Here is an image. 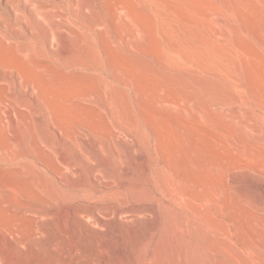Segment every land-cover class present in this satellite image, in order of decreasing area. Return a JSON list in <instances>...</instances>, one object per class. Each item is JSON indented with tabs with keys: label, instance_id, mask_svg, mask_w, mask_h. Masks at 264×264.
Segmentation results:
<instances>
[{
	"label": "rangeland",
	"instance_id": "1",
	"mask_svg": "<svg viewBox=\"0 0 264 264\" xmlns=\"http://www.w3.org/2000/svg\"><path fill=\"white\" fill-rule=\"evenodd\" d=\"M27 1L0 0V264H264V0H33L82 3L53 55Z\"/></svg>",
	"mask_w": 264,
	"mask_h": 264
},
{
	"label": "bare ground",
	"instance_id": "2",
	"mask_svg": "<svg viewBox=\"0 0 264 264\" xmlns=\"http://www.w3.org/2000/svg\"><path fill=\"white\" fill-rule=\"evenodd\" d=\"M25 1H26V0H25ZM32 1H33V0H32ZM59 1H60V3H62L61 0H59ZM62 1H64V0H62ZM89 1H90V0H89ZM28 2H31V0H30V1H27V3L24 2V3H26V4H24L23 9H20L21 13H20V11L18 12V10H17L18 8L16 9V10H17V13L13 10V12H15V13H14V14H15L14 16H15V18H16L17 27H18V24H20V25L22 26V27L20 26L21 28H24V29H26L25 31H28V33H29L28 35H30V37L32 36L33 38L36 39V38H37V37H36L37 35H36L35 33H37V32H36V31H33V29H34V27L32 26L33 24L31 25V24L28 23L29 21H27V20L29 19V18H28V17H29L28 14H31V16H34L33 19H34V18H38V16L35 17V16H36L35 13H37V12H38L40 15H42L43 17H42L41 19H43V18L45 19V20H43V21L46 22V23L44 22L45 25L50 23V24H49L50 26L48 25L49 27H47L46 30H45V29L42 30V31H45V34L42 36L43 38H42L41 36H40V37L42 38L41 40L44 39L43 42L45 43V46H46L47 50L53 55L54 52L56 53V51L54 50V47H55L54 44H56V42H65V41H67L69 38H71V37L74 36L73 34H72L73 36H70V34L73 33L72 31L75 29V28H73V27H74V26L76 27V25L78 24L77 22H76L77 24H75V17H78L77 14L79 13V11H81L80 9L83 8V6H82V8H81V6H79V5H82V3L80 2L81 4H79V2H78V3L75 2V4H74V3L71 1V2L73 3V9H72L71 7H69V8H71L72 11H73V14H72L73 16H72V15H70L71 13H70V14H63V13H60V12H59L60 9L58 10V8H62V5H60L61 7L59 6L58 8L55 7L56 5H55L54 7H53V6L50 7V9H51L52 11H53L54 9L56 10V8H57V11H56V12H58V13L55 14V15H54V14L52 15V14H50V13H44V12H43L42 7L45 6L46 4H43V6L41 5L42 7L40 6L41 9H40V8H39V9L42 10V11H40V10H38L37 8H34V9H33V5L36 7L37 4H35V3H37V2H34V1H33L34 3L31 2V3H29V4H28ZM39 2H40V0H39ZM64 2H65V1H64ZM90 2H91V1H90ZM42 3H43V1L41 2V4H42ZM47 3H48V2H47ZM88 3H89V2H88ZM92 3H93V2H92ZM48 4H49V3H48ZM78 4H79V5H78ZM39 5H40V4H39ZM50 5H52V3H50ZM91 5H92V4H91ZM91 5H88V4H87V6L84 7V10H85L86 7H90ZM57 6H58V5H57ZM69 8H68V9H69ZM13 9H15V8H13ZM36 9H37L38 11H37ZM45 9H46V7H45ZM47 9H48V8H47ZM50 9H49V10H50ZM63 9H64V7H63ZM71 9H69V10H71ZM34 10H36L37 12H34ZM82 10H83V9H82ZM86 10H87L88 12L92 11V10H89V9H86ZM61 11H62V10H61ZM87 11H86V12H87ZM54 12H55V11H54ZM81 12H83V11H81ZM86 12H85V13H86ZM88 12H87V13H88ZM83 13H84V12H83ZM87 13H86V14H87ZM18 14H19V15H20V14H23V15L26 16V18H28V19L26 20L25 18H23V17H22L23 15H21L20 17H18V16H17ZM86 14H85V15H86ZM78 15H79V14H78ZM82 15H83V14H82ZM87 15H88V14H87ZM31 16H30V17H31ZM79 16H80V15H79ZM80 17H81V16H80ZM91 17H92V16H91ZM57 18H58V19H57ZM87 18H88V17H87ZM97 18H98V17H97ZM97 18L95 17V19H94L93 21L91 20L92 23L95 22L96 25H97V23L100 22V20L98 21L99 18H98V19H97ZM33 19H32V20H33ZM88 19H89V18H88ZM90 19H91V18H90ZM92 19H93V17H92ZM38 20H39V19H38ZM60 20H61V21H60ZM36 21H37V20H36ZM39 21H40V20H39ZM39 21H38V22H39ZM41 21H42V20H41ZM62 21H64L63 24H65V23H66V24L63 25L62 23H60V22H62ZM76 21H77V20H76ZM38 22H37L36 24H38ZM48 22H49V23H48ZM101 22H102V21H101ZM9 23H10V22H9ZM30 23H31V22H30ZM42 23H43V22H42ZM7 24H8V23H7ZM61 24H62V25H61ZM74 24H75V25H74ZM80 24H81V23H80ZM30 25H31V27H30ZM42 25H43V24H42ZM9 26H10V25H9ZM12 26H13V25H12ZM39 26H40V25H39ZM77 26H79V24H78ZM98 26H99V24H98ZM100 26H103V25L100 24ZM20 27H19L18 29H21ZM93 27L96 28V26H95L94 24H93ZM9 28H10V27H9ZM9 28H8V29H9ZM31 28H33V29H31ZM38 28H40V27H38ZM72 28H73V29H72ZM76 28H79V27H76ZM42 29H43V26H42ZM80 29H81V28H80ZM15 30H17V29L14 28V32H15ZM38 30H40V29H38ZM82 30H84V29H82ZM9 31H10V30H9ZM20 31H21V30H20ZM22 31H23V30H22ZM42 31L40 32V34L42 33ZM74 31L77 32L78 29H77V31H76V29H75ZM14 32H11V33H13V35H15L16 32H15V34H14ZM17 32L20 33L19 30H18ZM34 32H35V33H34ZM75 32H74V33H75ZM79 32H80V30L78 31V34H76L75 36L80 37L79 34H81L82 32L84 33L85 31H81V33H79ZM9 34H10V33H9ZM23 34H24V33H23ZM85 34H86V33H85ZM3 35H4V34H2V36H3ZM25 35H26V34H25ZM11 36H12V35H11ZM15 36H18V35L16 34ZM15 36H14V37H15ZM21 36H22V35H21ZM26 37H28V36H26ZM78 37H76V38L73 37V39H74V38L77 39ZM82 37H83V35H82L79 39H83ZM84 37H85V36H84ZM6 38H7V37H6ZM38 38H39V35H38ZM38 38H37V39H38ZM23 39H25V38H23ZM26 39H27V38H26ZM37 39H36V40H37ZM75 39H74V40H75ZM79 39H78V40H79ZM4 40H5V39H4ZM27 40L29 41V39H27ZM31 40H32V39H31ZM38 40H39V39H38ZM38 40H37V42H38ZM69 40H72V39H69ZM78 40H76V41H78ZM7 41H8V40H7ZM10 41L12 42V40H10ZM32 41H33V40H32ZM76 41H75L74 43H76ZM16 42H17V41H16ZM34 42H35V44H37L35 40H34ZM40 42H42V41H40ZM83 42H85V41L82 40L81 43H83ZM20 43H21V42H20ZM70 43H71V41H70ZM77 43H78V45H79L80 41L77 42ZM77 43H76V44H77ZM17 44H18V43H17ZM21 44H22V43H21ZM26 44H28V43L26 42ZM26 44L23 45V46H20V47H23L22 49H23L24 51H28V50H29V47L31 46V45H29V47H28ZM29 44H30V41H29ZM35 44H34V46H35ZM41 44H42V43H41ZM83 44H84V43H83ZM37 45H38V44H37ZM74 45H75V44H74ZM74 45H73V47H74ZM80 45H81V44H80ZM80 45H79V47H80ZM41 46H42V45H41ZM82 46H84V45H82ZM82 46H81V47H82ZM32 47H33V46H32ZM69 47H70V46H69ZM69 47H68V48H69ZM85 47H86V45H85ZM34 48H35V47H34ZM65 48H66V47H65ZM65 48H64V49H65ZM68 48H67V50H68ZM77 48H78V47H77ZM30 49L33 50V48H31V47H30ZM60 49H61V48H60ZM80 49H81V48H80ZM80 49H78V50H80ZM19 50H20V48H19ZM31 50H30V51H31ZM65 50H66V49H65ZM65 50H64V52H65ZM67 50H66V53L68 52ZM21 51H22V50H21ZM24 51H22V52H24ZM30 51H29V52H30ZM83 51H84V49H83ZM31 52H32V51H31ZM77 52H78V51H77ZM27 53H28V52H27ZM27 53H26V55H27ZM55 53H54V54H55ZM73 53H74V52H73ZM79 53H81V52H79ZM79 53H78V54H79ZM29 54H30V53H29ZM62 54L64 55L63 52H62ZM67 54H69V53H67ZM74 54H76V51H75ZM74 54H72V52H71V54H69V55H71L72 57H74V56H73ZM20 55H22V54H20ZM65 55H66V54H65ZM69 55H68V57H70ZM79 55H80V54H79ZM23 56H24V54L22 55L21 58H23ZM61 56H62V55H61ZM76 56H77V54L75 55V57H76ZM64 57L67 58L66 56H64ZM72 57H70V58H72ZM70 58H69V60H70ZM72 59H73V58H72ZM74 59H75V58H74ZM12 64H13V63H12ZM11 68H12V67H11ZM15 69H16V68H15ZM20 69H21V68H20ZM6 70H7V68H6ZM15 72H18V70L15 71ZM2 73H3V72H2ZM4 73H5V72H4ZM4 73H3V74H4ZM10 73H11V72H10ZM18 73H20V72H18ZM12 74H13V73H12ZM16 74H17V73H16ZM13 75H14V74H13ZM20 75H21V73H20ZM20 77H22V76H20ZM17 78H18V77H17ZM3 79H4V78H3ZM3 79H2V80H3ZM5 79H7V78L5 77ZM12 79H13V78H12ZM9 80H10V79H9ZM10 81H11V83H12V80H10ZM10 81H9V86L12 85V84H10ZM20 81L22 82L23 80L21 79ZM20 81H19V82H20ZM0 82H1V80H0ZM2 82H3V81H2ZM13 82H14V81H13ZM3 83H4V82H3ZM5 83H6V81H5ZM17 83H18V82H17ZM22 83H23V82H22ZM6 85H7V84H6ZM13 85H14V84H13ZM4 86H5V84H4ZM9 86H8V88H9ZM11 87H12V86H11ZM32 88H33V87H32ZM12 89H13V88H12ZM12 89H11V90H12ZM5 90H6V89H5ZM5 90H4V91H5ZM13 90H14V89H13ZM8 91H9V89H8ZM34 91H35V90H34ZM10 92H11V91H10ZM14 94H15V93H14ZM16 94H17V93H16ZM16 94H15V95H16ZM6 95H7V93H6ZM9 96H10V95H9ZM9 96H6V98L9 97ZM11 96H12V95H11ZM13 96H14V95H13ZM9 98L11 99L12 97H9ZM14 98H15V97H14ZM26 99H27V98H26ZM7 100H9V99H7ZM4 102H5V100H4ZM26 102H27V101H26ZM42 102H43V100H42ZM46 103H47V102H46ZM23 104H24V103H23ZM24 105H25V104H24ZM210 257H211V256H210ZM254 257H255V254H254Z\"/></svg>",
	"mask_w": 264,
	"mask_h": 264
}]
</instances>
